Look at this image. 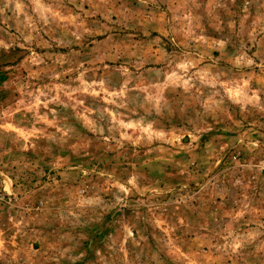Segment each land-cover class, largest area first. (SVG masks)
Here are the masks:
<instances>
[{"label":"rangeland","instance_id":"374dc122","mask_svg":"<svg viewBox=\"0 0 264 264\" xmlns=\"http://www.w3.org/2000/svg\"><path fill=\"white\" fill-rule=\"evenodd\" d=\"M0 264H264V0H0Z\"/></svg>","mask_w":264,"mask_h":264}]
</instances>
